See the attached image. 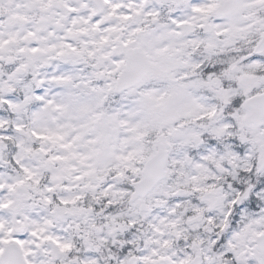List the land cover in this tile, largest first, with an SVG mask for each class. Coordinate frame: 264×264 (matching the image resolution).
Returning a JSON list of instances; mask_svg holds the SVG:
<instances>
[{"label":"snow or ice","instance_id":"6c2138e0","mask_svg":"<svg viewBox=\"0 0 264 264\" xmlns=\"http://www.w3.org/2000/svg\"><path fill=\"white\" fill-rule=\"evenodd\" d=\"M0 264H264V0H0Z\"/></svg>","mask_w":264,"mask_h":264}]
</instances>
